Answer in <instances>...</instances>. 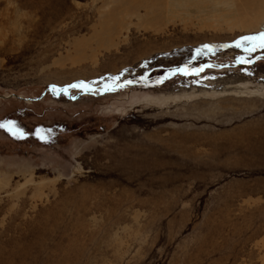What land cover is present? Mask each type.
<instances>
[{"label":"rangeland","instance_id":"1","mask_svg":"<svg viewBox=\"0 0 264 264\" xmlns=\"http://www.w3.org/2000/svg\"><path fill=\"white\" fill-rule=\"evenodd\" d=\"M262 33L264 0H0V264H264Z\"/></svg>","mask_w":264,"mask_h":264},{"label":"snow or ice","instance_id":"2","mask_svg":"<svg viewBox=\"0 0 264 264\" xmlns=\"http://www.w3.org/2000/svg\"><path fill=\"white\" fill-rule=\"evenodd\" d=\"M247 39H253V38H247ZM260 39L262 41L261 46L264 47V33L261 34Z\"/></svg>","mask_w":264,"mask_h":264},{"label":"bare ground","instance_id":"3","mask_svg":"<svg viewBox=\"0 0 264 264\" xmlns=\"http://www.w3.org/2000/svg\"><path fill=\"white\" fill-rule=\"evenodd\" d=\"M113 89H116L117 87L116 86H114V87H112Z\"/></svg>","mask_w":264,"mask_h":264}]
</instances>
